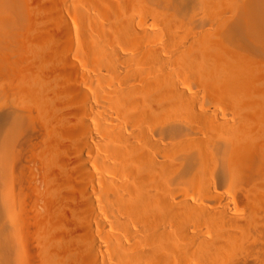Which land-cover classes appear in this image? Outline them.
I'll use <instances>...</instances> for the list:
<instances>
[{"label":"bare ground","instance_id":"1","mask_svg":"<svg viewBox=\"0 0 264 264\" xmlns=\"http://www.w3.org/2000/svg\"><path fill=\"white\" fill-rule=\"evenodd\" d=\"M74 1L0 0V264H264V0Z\"/></svg>","mask_w":264,"mask_h":264},{"label":"rangeland","instance_id":"2","mask_svg":"<svg viewBox=\"0 0 264 264\" xmlns=\"http://www.w3.org/2000/svg\"><path fill=\"white\" fill-rule=\"evenodd\" d=\"M74 5H75V6H78V5H79L78 0H75V1H74ZM71 11H72V9L70 10V12H71ZM67 17H68L67 20H69L70 17H69V16H67ZM72 20H73V19H72V16H71V18H70V20H69L70 22L68 21L69 23H71L70 25L72 26V27H71V31H72V32H71V36H72V37H71V38H73V36H75V34L73 35V33H74V32L76 33V30H75V29H77V27H78V26H75V25H74V23L72 22ZM72 23H73V24H72ZM73 27L75 28L74 31H73V29H72ZM69 32H70V30H69ZM69 32H68V33H69ZM69 34H70V33H69ZM73 39H75V38H73ZM81 58L85 61L86 65H87V64L89 65V64L91 63V60H92V59H91V58H88L86 55H83V54H82ZM88 65L84 68L83 73H85V72H89V70L87 69ZM79 66H80V65H79ZM80 68H81V70H82V67H81V66H80ZM89 69H90V68H89ZM89 73H90V72H89ZM91 73H92V72H91ZM91 73H90V75H91ZM86 82H87V87H88V88H87V89H88L87 91H88L89 94L92 95V94H95V93L98 92V88H97V86H96L95 83H90V84H88L89 81H86ZM83 84H84V81H82V85H83ZM86 102H87V104H91V101H86ZM33 169H34V170L41 171V167L38 165V163L33 167Z\"/></svg>","mask_w":264,"mask_h":264}]
</instances>
